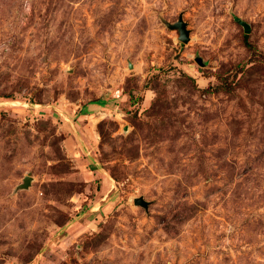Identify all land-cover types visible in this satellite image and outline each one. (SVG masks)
<instances>
[{
    "label": "rangeland",
    "instance_id": "1",
    "mask_svg": "<svg viewBox=\"0 0 264 264\" xmlns=\"http://www.w3.org/2000/svg\"><path fill=\"white\" fill-rule=\"evenodd\" d=\"M0 264H264V0H0Z\"/></svg>",
    "mask_w": 264,
    "mask_h": 264
},
{
    "label": "water",
    "instance_id": "2",
    "mask_svg": "<svg viewBox=\"0 0 264 264\" xmlns=\"http://www.w3.org/2000/svg\"><path fill=\"white\" fill-rule=\"evenodd\" d=\"M235 20L238 21L243 26V29L245 32H249L250 26L248 23H246L245 21H243L239 18H236ZM165 24L168 28L178 30V33H179L178 39L181 42H188L189 41V29H187L186 22L182 19L181 16H179V18L175 22H173V23L166 22ZM196 60L199 63H201L200 58L196 57ZM128 67H132L131 62H128ZM32 179H33L32 176L24 175L22 178V182L17 185V189L28 188L31 185ZM133 203L135 205H140L144 208H147V206H148V201L145 200L142 196L135 197L133 199Z\"/></svg>",
    "mask_w": 264,
    "mask_h": 264
},
{
    "label": "trees",
    "instance_id": "3",
    "mask_svg": "<svg viewBox=\"0 0 264 264\" xmlns=\"http://www.w3.org/2000/svg\"><path fill=\"white\" fill-rule=\"evenodd\" d=\"M248 44V42H246ZM249 45V44H248Z\"/></svg>",
    "mask_w": 264,
    "mask_h": 264
}]
</instances>
